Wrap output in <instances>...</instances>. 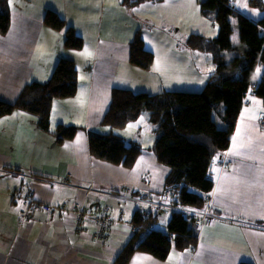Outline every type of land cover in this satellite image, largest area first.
Instances as JSON below:
<instances>
[{
	"label": "crops",
	"instance_id": "crops-1",
	"mask_svg": "<svg viewBox=\"0 0 264 264\" xmlns=\"http://www.w3.org/2000/svg\"><path fill=\"white\" fill-rule=\"evenodd\" d=\"M231 3L252 20L264 15L249 0ZM8 7L10 26L0 34V99L13 102L25 84L46 81L61 57L74 62L78 85L73 96L52 101L48 131L28 112L0 117V264H112L132 234L136 209L157 214L162 229L171 208L163 193L169 167L151 150L147 116L120 129L101 123L111 90H201L215 66L207 54L184 47V40L190 33L215 36L218 27L201 15L198 0H8ZM47 9L83 38L82 48L65 47L63 31L43 23ZM137 29L154 55L147 70L129 62ZM262 70L257 66L255 82ZM244 99L228 147L211 165L213 208L199 226L195 248L172 247L165 259L136 250L127 264L135 257L137 264H264V126L258 124L264 105L251 89ZM56 125L79 128L57 140ZM87 130L135 140L142 151L131 168L97 159L89 152ZM74 203L101 204L112 218L111 230L95 237L99 225L88 221L76 229L64 211ZM26 208L29 218L21 215Z\"/></svg>",
	"mask_w": 264,
	"mask_h": 264
},
{
	"label": "trees",
	"instance_id": "trees-1",
	"mask_svg": "<svg viewBox=\"0 0 264 264\" xmlns=\"http://www.w3.org/2000/svg\"><path fill=\"white\" fill-rule=\"evenodd\" d=\"M142 1L145 0H122V3L132 5ZM198 3L201 15L218 27L215 36L190 33L184 40V47L207 54L215 66L202 89L147 93L112 88L109 107L101 119L103 125L120 129L145 114L154 134L151 150L159 163L169 167L164 189L176 193L173 201L197 209L205 206L213 189L211 165L228 147L243 98L251 89L264 105V15L259 20L247 18L231 7L228 0H198ZM249 3L264 13L263 0H249ZM43 23L56 31H63L65 47L82 48L83 38L54 10H45ZM235 25L238 39L233 42L231 35ZM9 26L8 2L0 0V34H5ZM153 57V53L144 47L139 29L135 30L129 41V62L147 70ZM259 65L263 70L255 82L254 73ZM77 85L74 62L61 57L46 81L25 84L13 102L0 100V117L14 110L28 112L36 116L40 130L48 131L52 101L73 96ZM214 115L221 125L218 126ZM78 128L56 125L53 133L57 140H62L71 138ZM87 135L90 154L115 165L131 168L142 151L139 142L113 132L103 134L87 130ZM190 215L172 210L161 229L157 227V214L150 212L143 216L141 210L136 209L130 218L136 229L112 264H127L136 250L159 259H165L172 247L193 250L199 225Z\"/></svg>",
	"mask_w": 264,
	"mask_h": 264
},
{
	"label": "built area",
	"instance_id": "built-area-1",
	"mask_svg": "<svg viewBox=\"0 0 264 264\" xmlns=\"http://www.w3.org/2000/svg\"><path fill=\"white\" fill-rule=\"evenodd\" d=\"M243 102H246V99L243 100ZM260 127L264 126V122L258 121ZM164 195L168 198H175L176 193H171L169 190L163 191ZM147 195L143 194L141 196V199H146ZM209 198H207V205L200 209L197 213H193L190 209L186 208L184 205L177 201H172L169 205L172 210H180L184 213L192 216L194 218V221L201 226L204 222L205 218L208 216V209H211V205L209 204ZM38 207L44 208L46 210H52L53 206H51L48 203H38ZM64 211L70 213L74 219V225L76 229H79L83 223L86 221L93 222L99 225L98 231L95 232V237H101L106 235L107 232L111 230L110 224L112 221V218L109 216L108 212L99 204L94 203L91 207H86L83 204L80 203H74L71 206L64 209ZM30 216L31 213L28 211ZM150 213L148 209H145L141 211V214L143 216H147ZM194 214V215H193ZM135 226L133 224H130V230L133 232L135 231Z\"/></svg>",
	"mask_w": 264,
	"mask_h": 264
},
{
	"label": "bare ground",
	"instance_id": "bare-ground-1",
	"mask_svg": "<svg viewBox=\"0 0 264 264\" xmlns=\"http://www.w3.org/2000/svg\"><path fill=\"white\" fill-rule=\"evenodd\" d=\"M7 2H8V0H7ZM232 0H228V3H229V5L231 6V7H233L234 9H235V7L232 5ZM10 11V10H9ZM245 98V97H244ZM244 98H243V100H244ZM1 100V99H0ZM242 103H243V101H242ZM258 121H261V122H264V118H262V117H260L259 119H258ZM259 124V123H258ZM260 126V125H259ZM209 198V200H210V197H208ZM173 201V199H171V198H169V205L171 204V202ZM209 204L211 205V209L213 208V205L211 204V201H209ZM101 205V204H100ZM207 205V200H206V202H205V206ZM185 206V205H184ZM204 206V207H205ZM186 208H188V209H190L193 213H197L200 209H203L204 207H202V208H199V209H197V208H192V207H189V206H185ZM210 211V209H208V212ZM21 215L24 217V218H29V216H30V214H29V212H28V210H27V208L26 209H24V211H21ZM197 239H198V237H197Z\"/></svg>",
	"mask_w": 264,
	"mask_h": 264
},
{
	"label": "rangeland",
	"instance_id": "rangeland-1",
	"mask_svg": "<svg viewBox=\"0 0 264 264\" xmlns=\"http://www.w3.org/2000/svg\"><path fill=\"white\" fill-rule=\"evenodd\" d=\"M205 18V17H204ZM153 19V18H152ZM210 21V20H209ZM211 22H213V21H211ZM216 24V23H215ZM231 39H232V41L233 42H236L237 41V29H236V25H235V27H234V31H233V33H232V35H231ZM214 117H215V119L218 121V126L219 125H221L220 124V122H219V120H218V117L216 116V115H214Z\"/></svg>",
	"mask_w": 264,
	"mask_h": 264
},
{
	"label": "snow or ice",
	"instance_id": "snow-or-ice-1",
	"mask_svg": "<svg viewBox=\"0 0 264 264\" xmlns=\"http://www.w3.org/2000/svg\"><path fill=\"white\" fill-rule=\"evenodd\" d=\"M134 11H135V9H134ZM258 72L260 71L259 69L257 70ZM129 127H131V125H129ZM79 140H80V136H78L77 137V142H79ZM68 145H65V147H67ZM237 154H239V153H237ZM140 258L139 257H135L134 259H133V264H137V260H139Z\"/></svg>",
	"mask_w": 264,
	"mask_h": 264
},
{
	"label": "clouds",
	"instance_id": "clouds-1",
	"mask_svg": "<svg viewBox=\"0 0 264 264\" xmlns=\"http://www.w3.org/2000/svg\"><path fill=\"white\" fill-rule=\"evenodd\" d=\"M164 190H167V189H164Z\"/></svg>",
	"mask_w": 264,
	"mask_h": 264
}]
</instances>
